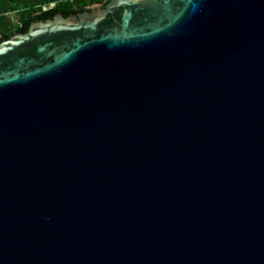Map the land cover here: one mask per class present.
<instances>
[{
    "label": "water",
    "instance_id": "95a60500",
    "mask_svg": "<svg viewBox=\"0 0 264 264\" xmlns=\"http://www.w3.org/2000/svg\"><path fill=\"white\" fill-rule=\"evenodd\" d=\"M0 43V264H264V0H108Z\"/></svg>",
    "mask_w": 264,
    "mask_h": 264
},
{
    "label": "trees",
    "instance_id": "16d2710c",
    "mask_svg": "<svg viewBox=\"0 0 264 264\" xmlns=\"http://www.w3.org/2000/svg\"><path fill=\"white\" fill-rule=\"evenodd\" d=\"M108 2V0H0V43L15 35L26 34L35 22L53 19L59 14L65 18L79 15L90 11V7L96 4L105 7ZM9 15H14V29L9 24Z\"/></svg>",
    "mask_w": 264,
    "mask_h": 264
},
{
    "label": "rangeland",
    "instance_id": "374dc122",
    "mask_svg": "<svg viewBox=\"0 0 264 264\" xmlns=\"http://www.w3.org/2000/svg\"><path fill=\"white\" fill-rule=\"evenodd\" d=\"M8 19H9V24L11 25V27L14 29L15 28V26L13 25V23H14V15H9L8 16Z\"/></svg>",
    "mask_w": 264,
    "mask_h": 264
},
{
    "label": "flooded vegetation",
    "instance_id": "af4514ba",
    "mask_svg": "<svg viewBox=\"0 0 264 264\" xmlns=\"http://www.w3.org/2000/svg\"><path fill=\"white\" fill-rule=\"evenodd\" d=\"M54 7V5H52L51 6V8H53ZM94 6H92V7H90V11H88V12H93L94 10H95V8H93ZM103 7V6H102ZM104 8V7H103Z\"/></svg>",
    "mask_w": 264,
    "mask_h": 264
}]
</instances>
